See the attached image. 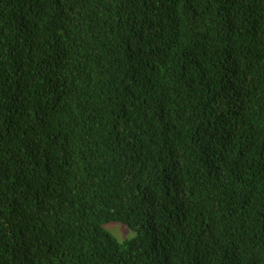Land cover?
<instances>
[{
	"label": "trees",
	"instance_id": "16d2710c",
	"mask_svg": "<svg viewBox=\"0 0 264 264\" xmlns=\"http://www.w3.org/2000/svg\"><path fill=\"white\" fill-rule=\"evenodd\" d=\"M0 264H264V0H0Z\"/></svg>",
	"mask_w": 264,
	"mask_h": 264
},
{
	"label": "rangeland",
	"instance_id": "374dc122",
	"mask_svg": "<svg viewBox=\"0 0 264 264\" xmlns=\"http://www.w3.org/2000/svg\"><path fill=\"white\" fill-rule=\"evenodd\" d=\"M105 229L119 242L129 240L135 235V233L129 230L126 226L118 223L107 224Z\"/></svg>",
	"mask_w": 264,
	"mask_h": 264
}]
</instances>
